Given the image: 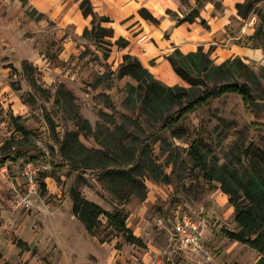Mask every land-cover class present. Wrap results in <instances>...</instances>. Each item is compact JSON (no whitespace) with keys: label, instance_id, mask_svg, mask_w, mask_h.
Here are the masks:
<instances>
[{"label":"rangeland","instance_id":"obj_1","mask_svg":"<svg viewBox=\"0 0 264 264\" xmlns=\"http://www.w3.org/2000/svg\"><path fill=\"white\" fill-rule=\"evenodd\" d=\"M77 1L0 0V159L10 147L45 154L33 162L40 183L36 195L28 190L26 162L11 160L0 168V264H257V250L226 236L223 229L236 228L235 208L190 151L198 142L209 163L223 165L237 163L244 148L264 150V129L253 125H264V0H252L249 16L239 14L244 21L234 18L227 27L239 36L238 26L256 19L258 38L233 41L263 57L237 55L258 81L245 73L231 79L252 88L251 110L238 95L226 96L183 121L180 133L168 131L159 139L149 137L161 122L129 99L128 85L137 82L118 78L120 48L111 37L101 43L84 37L93 25L79 15ZM177 1L179 13H172L178 16L171 15L176 20L206 7L216 15L224 11L223 0ZM135 155L140 162L132 176H117ZM52 161L74 164L86 174L70 166L56 170ZM72 189L110 214H127V225L141 243L128 242L129 234L107 216L90 234L73 218ZM19 196H28L31 208L17 207ZM178 207L205 223L211 260L168 254L169 234L157 220Z\"/></svg>","mask_w":264,"mask_h":264},{"label":"trees","instance_id":"obj_2","mask_svg":"<svg viewBox=\"0 0 264 264\" xmlns=\"http://www.w3.org/2000/svg\"><path fill=\"white\" fill-rule=\"evenodd\" d=\"M197 4H202L198 1ZM80 9L85 18L92 17L91 30L84 31V37L93 38L95 42L101 43L106 37H115V32L111 28H103L105 22H112L107 16H100L91 0H82ZM254 2L248 0L247 3L237 4L238 14L247 18L252 10ZM139 14L146 21L155 25L160 24V20L150 12L149 9L142 8ZM172 15V11H167ZM174 15V14H173ZM178 16V15H174ZM201 17L199 12L191 18H178V23L193 22L196 18ZM201 24L207 28V21H201ZM259 33L249 37L250 40L258 38ZM264 42V41H263ZM120 49L129 47V41L120 37L114 43ZM264 50V45L262 47ZM170 61L174 72L180 76L188 87L182 85L169 86L163 84L157 79L155 74L144 66L142 61L131 54L123 57V63L118 72V78L131 77L136 85L129 84V99L133 104L139 105L140 111L149 117H154L161 122V126L152 133L149 138L159 139L161 135L168 131L180 133L183 129V121L194 115L198 110L208 106L214 100L221 99L230 95H238L244 102L245 107L251 110L253 105V91L246 83L238 81L233 82L231 79L236 77L237 73H245L251 79L258 81V76L252 67L245 63L243 58L236 56L235 59H228L221 65L216 64L212 58V48L207 52L203 47L197 51L185 54L179 48L174 50L167 57ZM112 83L115 81L113 77ZM175 105H181L178 110L171 112ZM17 122V119H15ZM256 128L264 129L261 123L253 124ZM18 130L24 135L29 132L19 126ZM60 140H62L60 138ZM77 140V139H76ZM13 147L9 152L2 155L0 159V168L4 167L9 161L35 162L45 157L43 152L33 155L29 150H22ZM190 154L195 164L205 171L208 179L216 180L221 184L222 190L229 196L231 205L235 208L236 228L223 229L226 236L231 240L239 243L249 244L254 250L261 254L257 264H264V150L259 147H248L242 151L237 163L229 162L220 165L218 162L209 163L205 155L201 153L198 142L193 144ZM140 160V156L133 157L123 172L117 176H129L133 172ZM56 170H64L72 167L75 171L86 174L82 168L74 164L67 163L59 165L50 162ZM132 180L135 178H131ZM130 179V180H131ZM73 198V215L85 226L90 234H94L102 224V216L112 219L116 229L129 234L127 240L133 244H140L141 240L134 236L127 225V214L123 211L116 214H110L101 205L86 199L83 195L71 190ZM22 243V242H21ZM26 245V244H24ZM27 246V245H26ZM27 248V247H26ZM171 264V263H170Z\"/></svg>","mask_w":264,"mask_h":264},{"label":"crops","instance_id":"obj_3","mask_svg":"<svg viewBox=\"0 0 264 264\" xmlns=\"http://www.w3.org/2000/svg\"><path fill=\"white\" fill-rule=\"evenodd\" d=\"M81 1H77L79 15L81 14L86 22H91L92 17L85 18L82 14L79 5ZM91 1L100 16L111 18L112 22L104 24L106 28H111L115 32V37L112 38L114 42L120 37L129 41V47L121 48L120 53L137 56L163 84L183 86L184 80L174 72L170 61L166 58L178 48L185 54L197 51L200 47H203L206 52L212 48V58L216 64L236 58L237 55L255 60L263 59L260 51L255 52L251 48L233 42L243 36L248 38L253 36L256 33L254 27L256 19L250 20L249 24L238 26L242 30L239 36H237L239 29L235 30L237 32L235 36H232L227 29L234 18L243 20L237 14L236 6L245 3L246 0H223L224 11L222 13L216 15L214 8L206 7L200 13L201 17L193 22L184 23H178L180 17L176 20L167 14L168 10L179 13L180 2L177 0ZM142 8L149 9L154 17L160 20V24L155 25L139 17V10ZM202 19L207 21L209 28L201 24ZM258 53L260 57L256 55ZM73 218L76 221V217Z\"/></svg>","mask_w":264,"mask_h":264},{"label":"built area","instance_id":"obj_4","mask_svg":"<svg viewBox=\"0 0 264 264\" xmlns=\"http://www.w3.org/2000/svg\"><path fill=\"white\" fill-rule=\"evenodd\" d=\"M24 176L28 181L30 195L38 194L40 183L37 166L33 162H26ZM17 207L31 208L32 202L28 196L15 199ZM161 230L169 234V255L188 253L196 259L211 260L205 242V223L201 219L191 216L186 209L178 207L167 215H161L157 220Z\"/></svg>","mask_w":264,"mask_h":264}]
</instances>
